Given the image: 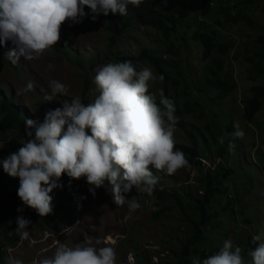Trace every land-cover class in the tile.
I'll return each instance as SVG.
<instances>
[{
  "label": "rangeland",
  "instance_id": "1",
  "mask_svg": "<svg viewBox=\"0 0 264 264\" xmlns=\"http://www.w3.org/2000/svg\"><path fill=\"white\" fill-rule=\"evenodd\" d=\"M235 2L226 0L224 7L231 15L240 14L237 22L223 21L224 13L218 4L212 6L211 15L201 16L199 2H194L189 14L180 13V28L168 41L157 30L129 23L118 38L117 46L109 49V33L104 25L82 20L78 24L66 21L61 26L60 42L40 59L27 61L21 58L13 65L4 57L11 44L0 47V100L9 98L29 120L43 123L45 114L61 108L64 101L71 103L73 98L78 97L85 105L92 103L99 94L94 84L96 69L109 62H119L116 53L132 58L138 72L147 67L159 74L148 57L153 55L159 59V68L166 81L157 80L149 90L159 99V90L165 85V96L174 101L175 115L179 121L174 133L175 144L191 146L190 139H194L197 150L208 153L202 160L205 172L216 165L215 148L227 140L226 127L233 124L235 131L234 125H239L244 132L243 138L233 137L225 147L228 154L224 162L234 171L225 181L229 192L222 193L212 209L219 211L222 208L220 205L226 204L227 200L235 204L234 199H238L234 209L245 205L244 215H237L234 222L228 220L224 213L213 217L208 226H202L207 240L199 251L206 249L217 253L226 240H231L235 245L240 237L244 240L249 234L260 236L258 242H264V97L261 109L251 123L245 120L242 110L244 99L252 95L251 87L264 83V57L255 56L259 51L264 53V45L257 42L259 37H264V13L258 7L237 9ZM215 14L222 21L220 26L215 22ZM132 15L128 12L129 19ZM101 20L105 24V20ZM248 20L253 24L250 25ZM186 22L191 23L190 29L185 26ZM199 23H203L205 31H216L217 43L233 45L222 56V71H217L212 61L201 60V45L192 39V33ZM170 44L174 55L166 52ZM142 53L146 56L141 57ZM214 56L219 57L218 53H214ZM246 57L253 58L247 60ZM78 60L80 64L76 63ZM49 64L53 67L49 68ZM210 69H214L218 75L228 69L226 79L235 89L226 92L224 98H217V91L207 85V79L212 77ZM52 80L65 84L68 92L67 96L57 95L49 102L45 97L51 94L49 84ZM172 80H178V84L172 86ZM29 81L34 84V90L24 92ZM84 89L88 99L82 97ZM207 127L214 133L215 139ZM0 137L6 141L10 135L0 132ZM221 138L223 143L220 142ZM230 144L234 147L230 148ZM185 156L193 165L191 170L181 169L169 176L152 169L154 175L159 177L152 196L137 194L135 189L125 194L126 199L138 195L141 208L134 212L129 210L127 204L117 206L114 199H107L102 191L104 187L96 189L93 196L88 184L78 186L76 204L70 197L67 199L55 193L58 195L57 203L62 205L56 221L38 226L31 222L27 229L29 238L25 240L19 236L13 247H6L3 264H9L10 257L22 264H38L43 258L52 256L61 243L68 247L85 246L89 239L96 247H114L116 264H174L188 230L182 223L183 216L173 195H178L182 204L187 206L202 191L196 159ZM4 159L0 155V161ZM2 170L0 164V174ZM246 173L251 175V187ZM71 189L70 185L65 188L66 195L73 192ZM65 204L77 207L72 212ZM165 206H169L170 210L162 211L158 218L152 217ZM185 212L189 213V210L186 208ZM246 217L252 223L243 224L242 219ZM24 218L30 220L27 215ZM238 244L242 245L240 242ZM194 256L196 254L190 255L191 258ZM244 259L250 264V255Z\"/></svg>",
  "mask_w": 264,
  "mask_h": 264
},
{
  "label": "clouds",
  "instance_id": "2",
  "mask_svg": "<svg viewBox=\"0 0 264 264\" xmlns=\"http://www.w3.org/2000/svg\"><path fill=\"white\" fill-rule=\"evenodd\" d=\"M142 2L0 0V47L11 44L4 57L13 65L21 58L40 59L60 42L61 26L66 21L82 22L88 15L85 8L95 21L100 15L127 16L129 5L138 8ZM157 80L163 81L164 76L150 68L138 72L130 61L109 62L96 69L94 84L99 94L92 103L85 105L76 97L71 103L64 101L61 108L48 111L43 123L26 120L27 129H35L34 139L33 133L27 131L30 139L0 161L4 173L19 179L17 195L22 204L38 216L47 217L53 211L50 193L62 187L58 182L66 174L72 180L86 178L93 196L96 189L107 183L106 190L110 189L114 203L127 204L134 212L141 208L138 195L126 199L125 194L135 189L137 194L152 196L159 182L152 169L169 176L181 169L191 170L193 165L185 154L174 150L179 122L174 101L165 96L163 89L159 90V99L149 90ZM49 86L51 94L45 97L47 101L57 95L67 96L68 87L58 80L50 81ZM32 90L34 84L29 81L24 92ZM234 128L232 135L243 138L239 125ZM16 224L21 239H28L31 221L20 215ZM253 240L260 241L261 237L255 236ZM241 253V248H234L231 240H226L217 253L202 261L196 258L193 264H249ZM249 255L250 264H264V242ZM116 259L114 247H96L89 239L85 246L68 247L61 243L52 256L38 264H116ZM9 264L22 262L10 257Z\"/></svg>",
  "mask_w": 264,
  "mask_h": 264
},
{
  "label": "trees",
  "instance_id": "3",
  "mask_svg": "<svg viewBox=\"0 0 264 264\" xmlns=\"http://www.w3.org/2000/svg\"><path fill=\"white\" fill-rule=\"evenodd\" d=\"M197 1L199 2L201 16L211 15L212 6L215 4H218L219 7L222 9V12L224 13V17L222 19L223 21L228 20L230 22H237L240 16L238 12L234 15H231L228 12L227 8L224 7V2H226V0H143V2L138 8L129 5L128 12H131L133 14L130 17L131 19L128 18V15L119 16L118 14H109L108 16L100 15L96 18L95 21L98 24L104 25L105 29L109 33V36L107 38V44L109 49L115 48L117 46L118 38L123 35L125 28L129 23L135 24L139 27H146L157 30L161 33L162 38L165 41H168L171 35L178 32L180 28V13L189 14L190 8L193 6V3ZM234 4L235 8L237 9H244L247 7L253 9L255 7H258L259 10L264 13V0H236ZM85 12L88 13V15L83 18V21L85 23L93 21L91 18L90 10L85 8ZM213 16H215L216 18V24L220 26L222 24V21L219 19V16L217 14ZM101 18L105 20V24H103V20H101ZM244 19L246 18L244 17ZM248 23L250 25L253 24L249 20ZM185 26L190 29L191 23L186 22ZM216 36L217 35L215 30H211L209 32L205 31L203 29V23H199L197 25V30L192 33V39L196 42L199 41L201 45V60L204 62L212 61L216 67V70L222 71L224 66L222 56L227 51H230L233 48V45L231 43H217L215 41ZM257 42L259 44L264 45V37H259L257 39ZM60 52L64 53L63 51ZM166 52L168 54L174 55L171 44L168 46ZM214 53H218L219 57H215ZM145 56V53L141 54V57ZM255 56L264 57V53L263 51H259ZM116 57L118 58L119 62L130 61L131 63H133L132 58H128L122 53H116ZM148 57L156 66V69L158 70L159 74L164 76L163 81H166L165 75L161 72L159 68V59H157L153 55H149ZM251 58L253 57H246L247 60H250ZM76 63L80 64V61L78 60ZM210 72L212 77L208 78L206 82L208 86L217 91V98H224L226 92L229 93L235 89V87L233 85H230L226 79L228 69H226V71H223L221 75H218L214 69H210ZM177 84L178 80L171 81L172 86H175ZM162 89L165 94V85H163ZM85 91L86 90L84 89L82 97L88 99V95H85ZM251 91L252 95L244 99L242 107L244 118L248 123H251L254 120L256 114L261 109L262 99L264 97V83L261 85L252 86ZM26 120H29L27 116H25L21 112L20 108L14 103H12L9 98H1L0 132L10 135V137H8L6 141H3L0 137V141H2L0 142V146H2V148H0V155L3 158H6V156L11 152H17L18 149L24 143V139H30V137L26 135L27 131H31L33 133L31 138L34 139L35 129H27L25 123ZM207 130L212 136V138L215 139V136H213L214 133L212 134L209 131L208 127ZM226 133L228 137L223 144L216 146L215 143L216 158L214 159H219V161L221 162L218 163L212 170H209L207 172L203 170L202 160H204L208 156V153L206 151L200 153L196 148V143L194 139H190L191 146H182L175 144L174 150H180L185 155H190L196 159V169L200 175L199 183L202 191L200 196L198 198L192 199L189 203L190 205L188 204L187 206L182 204L181 199L178 195L177 197L175 193L173 195V200L175 204L180 207V214L183 216L182 223L185 224L188 230L187 237L185 238V241L181 244L178 257L175 260L174 264H193V260L196 258L203 260L208 256L215 254L213 250L208 251L206 249H203L202 251H199L200 246L204 245L207 240V237L205 236L202 230V226H208L213 217H217L219 213H224L227 214L228 220H232L234 222L236 219L235 217L237 215H244L246 208L245 205H239L236 210L234 209V205H238V199H234V201L236 202L235 204H231V200H227L226 204L220 205L222 208L219 211L212 210L213 204L216 203L217 198L222 193L229 192V189L225 185V181L230 177V174H232L234 171L231 167H227L224 162V159L228 154V151L225 149V147L228 146L229 141H231L234 137L232 135L234 133L233 124H230L226 127ZM245 175L248 178L250 185L249 187H251V175L250 173H246ZM58 183L61 184L62 187L56 188L53 190L52 193H50V195L53 197L52 213L49 214L47 217H40L34 210L25 207L19 199L17 195L19 188V179L9 177L2 170L0 174V264H3L5 248L8 246L13 247L16 244L18 237L20 236L16 231L17 216H29L30 221L35 226H38L41 223L46 225L53 224L62 209V205H59L57 203L59 193L64 198H68L69 195L68 193L66 195L65 192V188L68 185H70L71 187L79 183L84 186L85 184H88L86 178L72 180L66 174L61 177ZM106 188L107 185L102 189L104 196L107 199L113 201V196L111 194L110 189L106 190ZM55 193L58 195H56ZM65 205L68 209H70V206L68 204ZM18 208H22L23 211L18 212ZM186 208L189 210V213L185 212ZM164 210H170V207L165 206L161 209V211H157L156 213H154L152 217L158 218ZM242 222L243 224L252 223L251 219L247 217L243 218ZM238 241L242 243L245 248L242 249V245L238 244L239 242L233 246L234 248H241V254L244 258L246 257V255L248 256L249 253L253 251L259 244L258 241L254 242L253 236L251 234L247 235L244 240L243 237H240ZM191 254H196V256H194V258H191Z\"/></svg>",
  "mask_w": 264,
  "mask_h": 264
},
{
  "label": "built area",
  "instance_id": "4",
  "mask_svg": "<svg viewBox=\"0 0 264 264\" xmlns=\"http://www.w3.org/2000/svg\"><path fill=\"white\" fill-rule=\"evenodd\" d=\"M218 160V159H217ZM203 162V161H202ZM218 164V162L216 161V165ZM215 165V166H216ZM214 166V167H215ZM213 167V168H214ZM78 186H81V184H78V185H76V186H74L73 188H72V190H73V192H71V193H69V197H70V199H71V201H73V202H75V204L77 203V201L75 200V196L77 195V192L76 191H78ZM71 190V191H72ZM70 207H71V205H70ZM77 207V205L75 206V207H71L72 209H75Z\"/></svg>",
  "mask_w": 264,
  "mask_h": 264
}]
</instances>
